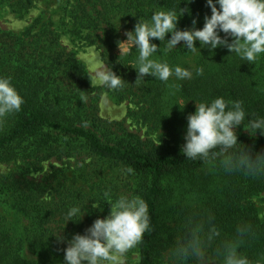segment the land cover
Segmentation results:
<instances>
[{
  "label": "trees",
  "instance_id": "1",
  "mask_svg": "<svg viewBox=\"0 0 264 264\" xmlns=\"http://www.w3.org/2000/svg\"><path fill=\"white\" fill-rule=\"evenodd\" d=\"M6 1H13L10 4L12 9L23 13L37 0ZM75 1V24L80 20L81 28L91 33L103 32L106 38L102 45L104 57L125 82L113 92L119 98L136 94L143 98L148 105L145 116L149 117L153 127L162 126L174 137L186 133L187 116L194 114V110L188 106H176L166 111L164 87L137 80L133 69L123 67L110 51L114 45L111 39L115 38L116 21H125L134 31L139 19L150 21L154 12L171 9L178 13L179 9H188L180 17L178 30L191 28L193 19L197 20L196 27L200 29L204 17L211 15L206 0ZM86 6H91L93 15ZM52 38L47 27L36 34L29 45L34 53L36 50L40 53L29 59L23 50L17 53L22 47L18 45L19 40H4L0 34V76L10 78L25 101L21 111L12 114L13 125L0 135V153L10 155L7 160L15 161L29 157L43 161L52 156H73L82 163L87 160L84 165L96 179L115 170L126 173V186L147 202L151 216V231L144 234L138 247L139 264H156L192 223L201 221L206 223L208 233L214 237L209 249L210 264H222L215 249L221 242L233 240L241 225L252 228V234L245 239L241 250L253 264H264V223L248 203L253 196L264 193V177L228 174L221 167L219 157L216 160H191L176 148L147 146L132 134L117 135L97 116L93 105L85 108L81 102L73 103L74 91L84 93L90 87V79L72 56L56 45L54 47ZM168 39L170 34L166 35L165 42L152 41L158 47L156 56L172 67L178 65L192 70L181 63L182 58L192 53L181 45L167 51ZM196 47L201 54H198V66L203 67L204 74L197 76L193 72L192 79L180 84L178 95L197 103L211 102L218 97L242 101L247 117L244 125L235 129L237 131L244 128L249 119L264 117V55L249 63L229 51L209 53L206 48L200 49L198 43ZM209 62L217 63L216 70L208 69ZM66 87H72L67 95L62 93V88ZM238 143L240 150L246 148L264 154V135L238 137ZM35 192L36 188L31 189L25 180L0 178V200L16 214L13 220L0 214V264L60 262L58 239L46 225L52 217L59 216L58 213L67 216L68 210L61 207L50 211L48 216L45 205ZM70 222V230L65 233L66 241L79 234L74 222Z\"/></svg>",
  "mask_w": 264,
  "mask_h": 264
},
{
  "label": "clouds",
  "instance_id": "2",
  "mask_svg": "<svg viewBox=\"0 0 264 264\" xmlns=\"http://www.w3.org/2000/svg\"><path fill=\"white\" fill-rule=\"evenodd\" d=\"M206 6L211 15L204 17L200 29L196 27L197 20L193 19L191 28L178 30L180 17L188 9H179V13L175 9L158 11L152 14L150 21L138 20L134 31L126 33V43L139 51L135 69L137 80L151 76L162 82H168L170 78L184 81L192 79L193 72L197 76L204 74L202 66H194L190 70L152 59L158 51L157 44L152 41L165 42L168 34L167 51L181 45L187 52L201 55L196 47L198 43L200 49L206 48L209 53L217 48H226L249 63L264 55V0H206ZM90 70L95 73L97 86L116 90L125 83L101 57H97ZM173 86L177 91L181 88L180 84ZM24 103L11 79L0 76V121L20 112ZM246 117L242 101L218 97L211 102L196 103L194 114L187 116L182 147L184 157L191 160H216L219 157L221 167L228 174L264 177V154L237 148L240 143L235 129L244 125ZM244 129L252 136L257 131L264 135V117L249 119ZM105 197L111 201L109 214L96 219L84 234H76L67 241L64 249L66 264H126L129 252L137 249L144 234L151 231L149 206L141 196L122 194L113 200L111 193L106 192ZM84 206H73L67 213V222L77 217L79 221L84 215ZM98 206L99 203L93 205ZM251 234L250 225H241L236 229L233 240L220 243L215 254L222 264H253L241 250ZM213 243L214 237L208 233L206 223L194 222L169 249L170 264H207Z\"/></svg>",
  "mask_w": 264,
  "mask_h": 264
},
{
  "label": "rangeland",
  "instance_id": "3",
  "mask_svg": "<svg viewBox=\"0 0 264 264\" xmlns=\"http://www.w3.org/2000/svg\"><path fill=\"white\" fill-rule=\"evenodd\" d=\"M12 3L13 1L0 0V34H2V39L10 41L14 38L19 40L18 45L22 47L17 53L23 50L28 56L27 58L33 59L40 52L37 50L35 53L33 52L32 46L29 45L30 41H34V36L47 27L52 32V39L55 41L54 47L56 45V47L64 50L67 55L72 56L88 75L90 87L84 93H75L74 91L73 103L81 102L85 108L93 105L97 116L106 121L107 125H110L111 130L117 135L132 134L134 138L144 142L147 146L167 145L182 152L186 133L174 137L172 133L165 132L162 126L153 127L149 117L145 116L148 105L143 98L138 97V94L125 95L124 98H119L113 92V89L97 86L95 73L90 70L97 57H101L103 62L114 72L112 66L104 57L102 45L106 38L103 37L101 30L91 33L89 30L81 28L80 20L75 24V0H37L28 8V11L23 13L15 11L16 8L12 9L10 6ZM86 8L93 15V12L90 11L91 6H86ZM131 31V26L125 21H116L115 38L113 41L111 39L114 45L110 47V51L119 59L123 67L132 68L133 75L138 76L135 69L137 68L136 62L139 51L135 49V46L132 48L130 43H126V33ZM130 48L131 51H128ZM223 51L228 50L217 48L214 53L221 54ZM132 52L134 55H130ZM152 59L162 62L156 55ZM181 63L192 68L198 66V54L192 53L186 58H182ZM216 65L217 63L209 62L208 69H215ZM141 81L148 84H160L164 87L166 95L163 101L166 111L169 108H176V106H188L195 112L197 102L182 99L173 86L181 84L183 81L170 78L168 82H162L151 76H146ZM63 88L62 93L66 94L72 87ZM68 112L70 113V110ZM13 121L12 114L0 121V135L13 125ZM235 131L239 138H258L262 136L258 132L255 136H252L244 128ZM12 153L15 154L16 152L12 151ZM8 157L10 155L3 156L0 153V178L3 180L6 177L8 179L14 177L15 179L25 180L31 189L36 188L35 194L40 202L45 205V213L48 216L50 211L61 207L69 211L73 206L83 207L85 205L84 215L81 219L79 221L78 217L73 219L74 225L81 235L96 219H103L109 214V203L111 201L105 197L106 192L111 193L113 200L122 194L134 195L126 186L128 184L127 174H124L122 170H115L112 174L106 172L102 179H96L92 171L84 165L88 161L82 163L73 156H52L43 161H35L30 157L15 161L7 160ZM96 203H99V206L93 207ZM248 203L253 206L259 220L264 223V193L253 196L248 200ZM14 211L0 200L1 215L13 220L16 218ZM57 215L59 216L51 219L49 217L50 222L46 225V228L58 239V248L61 255L58 264H66L64 259V249L67 247L65 233L66 230H70L72 223L67 222V216L60 215V213ZM59 237L64 239L61 240ZM58 260L59 257L56 262ZM126 264H139V248L129 252ZM156 264H170L167 254H163L161 258H158ZM207 264H210L209 254Z\"/></svg>",
  "mask_w": 264,
  "mask_h": 264
}]
</instances>
